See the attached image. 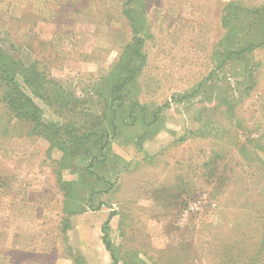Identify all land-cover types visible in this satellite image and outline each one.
Wrapping results in <instances>:
<instances>
[{"label": "rangeland", "instance_id": "374dc122", "mask_svg": "<svg viewBox=\"0 0 264 264\" xmlns=\"http://www.w3.org/2000/svg\"><path fill=\"white\" fill-rule=\"evenodd\" d=\"M262 24L264 0H0L36 114L9 108L0 81V264H85V221L102 226L107 264H264ZM132 52L113 93L111 65ZM66 124L107 126L94 173L107 183L70 173L83 159L57 164L47 136ZM60 180H77L66 207L84 210L66 213Z\"/></svg>", "mask_w": 264, "mask_h": 264}, {"label": "trees", "instance_id": "16d2710c", "mask_svg": "<svg viewBox=\"0 0 264 264\" xmlns=\"http://www.w3.org/2000/svg\"><path fill=\"white\" fill-rule=\"evenodd\" d=\"M127 16V15H126ZM128 18L130 17L129 15L127 16ZM264 24H262L261 28H262V32L264 33V28H263ZM5 43L4 39L2 40V38H0V81H2L5 86L6 89L2 94V98L4 99L5 104L11 108L14 111H17V114L19 116H24L27 115L29 117H31L32 119L36 118V114L33 110H31L32 108L30 107V99L29 97L26 95V93H24V91L22 92L20 89L17 88V84L15 81V78L21 75H23L24 78H26L28 75H26L25 73L21 74V69L19 67H17L16 65H14V56L13 54L10 52V49H6L2 43ZM6 44V43H5ZM125 54V53H124ZM122 54L119 57V60L115 63H113L111 65V70L109 73L108 77H112L111 80H113L111 83L107 84L108 87H111V91L113 93H115V90L121 89L124 81L127 79H131L134 76V71L136 72L138 67L136 65V61H139L138 59H140V56L137 55L135 56V52H132V54L128 56ZM134 55V58H133ZM138 58V59H137ZM133 61V62H132ZM136 62V63H135ZM38 68H34L32 69L29 73L30 74H36L35 77H37L36 79L33 78V80H29V82L32 83L33 86V90L36 91L38 88L41 90V94L40 96L43 98H47V96L45 95L44 90L49 88V84H44V81H47L45 79V77L43 78V74L41 72L38 71ZM17 73H19L20 75H18ZM39 78V79H38ZM125 79V80H124ZM3 83H1L0 85H2ZM105 84V83H104ZM121 99H124L125 95H118ZM132 104H129L128 107H131ZM31 108V109H30ZM113 114H115V112H112ZM105 115V113H104ZM128 116H130V111L128 113ZM113 119V116H112ZM99 123L94 122L93 125L94 126H98ZM54 124H52V122H49L47 124L46 127H50L53 126ZM111 126V123L109 124ZM75 127H73L72 125H65V128H63L64 132L61 133L59 131L58 128H56L55 131H53V134H51V132H48V139L51 143V145H56L62 152V156L60 157V159L57 160V164L60 166H66L68 167L70 165L68 171H71L73 169V161L75 159H83L85 161V164H82L81 167H79L76 171H71L70 173H77L78 175H80V173H85L86 174H94L95 172H98V169L100 168L99 166L101 165L102 167H105L106 165V161L110 160V157H108L107 153L105 152V154H103L102 158L100 159V155H99V150L102 147H108L109 142H108V137L107 134L105 133V129H107V126H99V127H94L92 129H88L85 128L83 130H81V132L77 131H73ZM97 128V129H96ZM62 129V128H61ZM60 129V130H61ZM114 131V130H113ZM107 140V143H106ZM103 141V144H102ZM107 147L105 148V150L107 149ZM56 162V161H55ZM99 167V168H98ZM104 171V173L106 172V170H102ZM96 177L97 181H102L104 184L107 183L106 178L105 177H101L98 174H94ZM61 181V180H60ZM77 183V180L75 181H66V182H62L61 181V185L65 186V199H64V208L66 213H74V212H79L82 211L80 209L74 211V209H71L70 207H66L67 205H69L70 203H72L66 196V194H69L72 189L73 186ZM112 183L108 184V186L105 188V190L102 191H95L90 189L89 187L87 188L88 190V198H87V202L89 203L90 197L93 194L96 195H103L104 193H108L111 190L112 187ZM99 196V200L101 199ZM98 200V201H99ZM104 202L99 201L96 208H99L101 205H103ZM68 223V221H67ZM68 224L65 225V227H67ZM106 229V226L104 225L103 227V231ZM104 237V236H103ZM106 248L109 250V246L108 243L105 242ZM80 260H82L84 262V260L82 259V257L79 258ZM115 263V261H114Z\"/></svg>", "mask_w": 264, "mask_h": 264}, {"label": "crops", "instance_id": "0c3cea01", "mask_svg": "<svg viewBox=\"0 0 264 264\" xmlns=\"http://www.w3.org/2000/svg\"><path fill=\"white\" fill-rule=\"evenodd\" d=\"M72 221V220H71ZM84 221V220H83ZM78 221H74V225L78 226ZM82 230L84 228V233L86 234V237H83L80 243L76 245V251H78V254L82 259L84 260L85 264H107L110 260V254L106 247L104 246L103 240L100 237L102 226L98 223H92L85 221L84 223H81ZM100 233V235H99ZM89 242H91V246H89ZM93 246H95V249H93Z\"/></svg>", "mask_w": 264, "mask_h": 264}]
</instances>
